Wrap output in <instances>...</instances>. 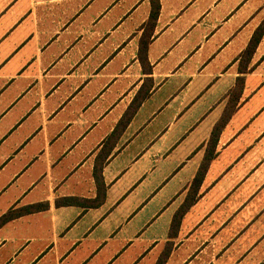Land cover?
<instances>
[{"label": "crops", "instance_id": "crops-1", "mask_svg": "<svg viewBox=\"0 0 264 264\" xmlns=\"http://www.w3.org/2000/svg\"><path fill=\"white\" fill-rule=\"evenodd\" d=\"M157 1L0 0V264H264V0Z\"/></svg>", "mask_w": 264, "mask_h": 264}, {"label": "trees", "instance_id": "trees-1", "mask_svg": "<svg viewBox=\"0 0 264 264\" xmlns=\"http://www.w3.org/2000/svg\"><path fill=\"white\" fill-rule=\"evenodd\" d=\"M152 2V7H153V13H152V16H156L157 15V12H158V1L157 0H151ZM263 30H264V24H262L261 27H259L258 30L255 31V33L253 34L248 46H247V49L244 51L243 55L245 57H249L252 50L254 49L255 45L258 43L262 33H263ZM241 80H237L236 82V88L234 89V93H239L240 91V88H241ZM225 121H226V118H223L220 120V122L215 126V128H213V131L211 133V137H210V140L209 142L213 143L214 142V137H215V134H217V130L219 127L218 125H224L225 124ZM206 168V163L201 165L200 167V170H199V173L197 174L195 180H194V183L197 181V180H200L201 179V176L203 175V172Z\"/></svg>", "mask_w": 264, "mask_h": 264}]
</instances>
